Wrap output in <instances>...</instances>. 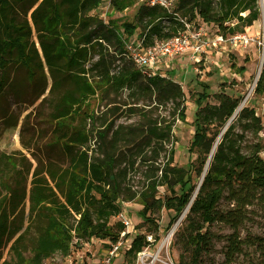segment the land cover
<instances>
[{
	"label": "trees",
	"instance_id": "1",
	"mask_svg": "<svg viewBox=\"0 0 264 264\" xmlns=\"http://www.w3.org/2000/svg\"><path fill=\"white\" fill-rule=\"evenodd\" d=\"M108 1L114 11L125 12L140 0ZM102 2L0 0V89L7 88L16 101L25 98L28 88L40 98L51 80L49 94L41 101L50 131L48 145L58 147L67 161L41 162L29 180L30 169L21 164L19 168L12 156L1 154L0 186L6 195L0 199V259L8 246L14 260L4 264H43L55 254L71 256L92 239L116 242L125 225L111 219L122 212L123 203L140 197L144 206L139 214L150 227L132 239L126 264L134 263L150 245L148 234L154 235V244L160 240L155 216L162 208L175 212L170 224L188 209L183 229L175 233L174 243L181 250L177 264H188V259L198 264L214 240L225 242L227 260L243 253L244 246L257 245L259 264H264L259 117L244 107L230 123L197 190L192 170L174 164V125L187 118L182 85L136 67L116 20L92 14ZM175 12L190 21L211 23L227 37L244 33L259 20L262 5L261 0H178L170 12L143 3L133 22L122 23L123 32L132 35L140 29L139 41L151 47L183 29ZM263 79L264 68L258 94L264 91ZM207 95L203 92L196 100L198 106ZM215 97L217 104H207L195 114L190 150L198 153L197 178L239 105V99L224 93ZM248 132L255 141L245 150ZM250 223L261 232L246 228ZM214 225L228 231L215 234Z\"/></svg>",
	"mask_w": 264,
	"mask_h": 264
},
{
	"label": "rangeland",
	"instance_id": "2",
	"mask_svg": "<svg viewBox=\"0 0 264 264\" xmlns=\"http://www.w3.org/2000/svg\"><path fill=\"white\" fill-rule=\"evenodd\" d=\"M143 3L145 1L140 0L133 8L125 12H116L109 6L108 0H103L101 6L92 14L99 16L105 21L115 19L119 30L123 33V38L128 41L127 43H132L136 46L139 42V33L141 30L136 29L132 35H129V33L123 32L124 28L122 23L133 22L137 8ZM209 26L208 32L213 37L214 33L218 32L217 27L211 23ZM251 26L247 27L245 32L247 30L251 35L264 36V15L261 14L260 19ZM257 48L254 44L250 45L247 49L234 48L227 43L226 46H217V49L212 54L211 60H208L204 53L201 56V60L196 62L191 58V55L187 54L180 57L179 61L177 58V60L171 62H164V67L161 64V66H158V72H162L164 75L178 81L182 85L186 95V121L182 122L177 120L174 125V164L192 170L195 183H199L201 179V177L197 178L195 175V164L198 153L196 150H190L196 128L194 122L196 112L207 104H217L219 100L215 95L224 93L231 98L239 99L238 106L245 102L238 114L244 107L259 111L260 114L264 113V91L261 94L256 92V86L260 78L258 74L261 63V53ZM240 67H245V70H242V72L241 70L239 71ZM48 82L50 87L51 80ZM49 87L40 98L28 88L25 98L21 101H16L13 93L11 94L7 88L0 89V156L1 154L12 156V161L18 163L19 168L21 164L24 170L30 169L29 180L32 179L33 174L38 170L39 163L41 162H45L48 159L62 164L67 162L58 147L48 145L50 131L45 118L46 108L44 104H41V101L43 97L49 94ZM203 92L208 93V95L203 100L202 105L198 106L196 100ZM238 114L232 119L231 123L237 119ZM244 123H239L238 130L242 129ZM212 129L213 131L211 130L209 132L210 136L215 132V128L212 127ZM219 135L215 141L220 138V143L223 135L221 137ZM247 136L248 139L243 144L245 145V150L248 149L246 145L252 143L253 140L255 141L252 132H248ZM215 141L213 142V146ZM217 146L215 148L212 147L211 152L213 151V154L217 150ZM176 191L178 193V188H176ZM162 193L163 190L161 191ZM5 195L6 190L0 186V199ZM128 203L130 204L127 206L123 205L122 208L123 212L130 217L133 225L130 227V233L126 236L127 248H129L135 235L146 231L148 232L147 229L150 227V223L139 214L140 209L144 206V201L138 197ZM25 212L26 214L29 213L27 205ZM174 216V211L166 210L165 208H162L161 213L155 216L161 238L176 226L181 217H178L176 221L170 224ZM185 216L179 225L174 228V233L171 238L172 243L169 247V255L175 262L178 261L179 253L181 252L180 246L174 243L175 233L183 229ZM111 223H116L118 226L120 220L119 218L113 217ZM246 228L254 233L261 232V227L256 224L252 225L250 223ZM211 230L218 235L228 231L219 225L212 226ZM31 233L27 238L30 237ZM107 246L108 244L106 242L92 239L85 243L82 248L74 250L71 254V260L78 263L87 260H100L105 255ZM25 247L26 249L29 247L28 243H25ZM127 248H124L125 250H122L121 254L116 258V264L125 262V251ZM225 250L226 244L223 240H214L212 248L208 253L202 255L198 264H259L261 254L257 245L244 246L243 253L237 254L233 260H227ZM68 258L70 257L55 254L52 257L45 258L43 264H68ZM5 260L11 262L14 260L13 254L9 251V246L2 251L0 264H4ZM190 262L191 259H188L187 263L192 264Z\"/></svg>",
	"mask_w": 264,
	"mask_h": 264
},
{
	"label": "built area",
	"instance_id": "3",
	"mask_svg": "<svg viewBox=\"0 0 264 264\" xmlns=\"http://www.w3.org/2000/svg\"><path fill=\"white\" fill-rule=\"evenodd\" d=\"M141 1H145L148 6L159 4L168 9V11L174 12L178 0ZM175 14L178 15V20L183 25V29L177 36L163 41H156V43L151 47H145L141 41H139L136 46L132 43L126 44L128 57L142 72L150 76H167L162 72H158V66L160 64L163 66L164 62H171L177 57L187 53H191V58L196 62H199L201 60L200 55L202 53L207 55L211 54L212 50L216 46H226L227 43H229L234 48L243 49H247L253 44L256 45L258 47L257 49H259L261 53V63L258 76L261 75L264 68V36L260 37L258 35H251L244 32L224 37L220 33L215 32L214 36L211 37L208 32V23L202 22L198 19L190 21L187 17L182 16L177 12H175ZM255 115L260 119L259 137L264 143V113L260 114L259 111L255 110ZM261 156L264 159V149L261 152ZM117 218H119L120 222L125 225V230L121 232L118 241H103L108 244L103 258L97 261L87 260L78 263L71 260V256H69L70 258H68V264H116V258L121 254L122 250H125L124 248H127L126 236L130 233V227L133 226L130 217L127 216L123 210ZM173 230L174 228L171 229L167 235L163 236V238L160 237V240L156 244H154V235L148 234L147 240L150 242V245L138 253L135 262L132 264H177L169 255V247L172 243L171 238L174 233ZM122 264L126 263L124 262Z\"/></svg>",
	"mask_w": 264,
	"mask_h": 264
},
{
	"label": "water",
	"instance_id": "4",
	"mask_svg": "<svg viewBox=\"0 0 264 264\" xmlns=\"http://www.w3.org/2000/svg\"><path fill=\"white\" fill-rule=\"evenodd\" d=\"M261 5H262V14L264 15V0H261ZM236 114H237V111L233 114V116L231 117V119L226 123V125H225V127L223 128V130L221 131L219 137H221V136L224 134V132L227 130L228 126L230 125L232 119L236 116ZM212 155H213V151L211 152V154H210V156H209L208 162H207L206 167H205V171H204V173H203V175H202V177H201V180H200V182H199V184H198L197 190L199 189V187H200V185H201V183H202V181H203V178H204V176H205V172H206V170H207V168H208V165H209V163H210V160H211V158H212ZM174 228H175V227H174Z\"/></svg>",
	"mask_w": 264,
	"mask_h": 264
},
{
	"label": "crops",
	"instance_id": "5",
	"mask_svg": "<svg viewBox=\"0 0 264 264\" xmlns=\"http://www.w3.org/2000/svg\"><path fill=\"white\" fill-rule=\"evenodd\" d=\"M208 26H209V24H208ZM209 27H210V26H209ZM209 27H208V28H209ZM251 27H253V26H251ZM246 32L248 33L247 30H246ZM221 46H223V45H221ZM255 48H256V47H255ZM216 49H217V46L212 50V53H211V54H208V55L205 54V55H206V58H207L208 60H209V59L211 60V58H212V56H213L212 54H213V52H214ZM187 54L191 55V53H187ZM187 54H184V55H187ZM202 54H204V53H202ZM202 54L200 55V59H201ZM184 55H182V56H184ZM182 56H180V57H182ZM180 57H177V58H178V61H179V58H180ZM177 58L174 59V60H177ZM166 66H167V65H166ZM162 67H164V65H163ZM168 77H169V76H168ZM129 204H130V203H123V204H122V208H123V205L127 206V205H129Z\"/></svg>",
	"mask_w": 264,
	"mask_h": 264
},
{
	"label": "bare ground",
	"instance_id": "6",
	"mask_svg": "<svg viewBox=\"0 0 264 264\" xmlns=\"http://www.w3.org/2000/svg\"><path fill=\"white\" fill-rule=\"evenodd\" d=\"M244 103H245V102H244ZM244 103H242V104H240V106H238V108H237V110H236V111H237V114H238V112L241 110V108H242V106H243ZM237 114H236V115H237ZM219 140H220V138H218V139L215 141L213 148H215V147L217 146V144L219 143ZM214 150H215V149H214ZM187 211H188V209H186V210L184 211V213L181 215V217H180L179 221L177 222L176 226L179 225L180 221H181V220L183 219V217L186 215ZM176 226H175V227H176Z\"/></svg>",
	"mask_w": 264,
	"mask_h": 264
}]
</instances>
